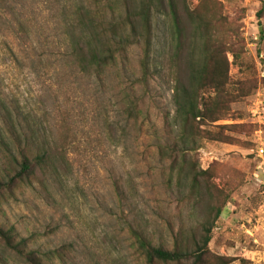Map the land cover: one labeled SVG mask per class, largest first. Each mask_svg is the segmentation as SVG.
I'll list each match as a JSON object with an SVG mask.
<instances>
[{
  "label": "rangeland",
  "instance_id": "1",
  "mask_svg": "<svg viewBox=\"0 0 264 264\" xmlns=\"http://www.w3.org/2000/svg\"><path fill=\"white\" fill-rule=\"evenodd\" d=\"M186 1L194 8L202 0ZM209 1L226 22L240 24L250 64L256 63L263 78L264 16L257 14L264 0ZM113 9L124 12L118 0H0V143L6 137L2 116L10 117L7 109L14 121L19 114L22 123L32 113L30 122L40 128L41 139L53 145L61 142L67 126L73 133L69 170L51 177L46 187L28 188L17 198L0 197V221L22 237L36 234L33 248L69 251L54 264H146L135 251L131 226L147 228L154 242L171 246L169 221L175 229L184 223L189 235L205 217L203 208L193 212L182 206L178 211L151 146L154 129L161 130V112L175 111L168 86L157 81L150 87L148 106L156 127L147 122L140 129L127 112L124 92L137 74L139 52L134 46L128 50L127 68L120 59L103 83L76 64L73 41L81 33V16L91 10L100 19L110 18ZM166 29L160 20L156 50L165 41ZM242 70L232 65L231 76H243ZM4 101L20 105H2ZM233 108L255 126L252 146L205 141L197 154L204 169L219 163L215 182L227 192L226 210L214 227L210 247L235 257L231 264H264V153L259 151L264 148V85ZM0 157L3 163L1 149ZM6 259L23 264L13 254Z\"/></svg>",
  "mask_w": 264,
  "mask_h": 264
},
{
  "label": "trees",
  "instance_id": "2",
  "mask_svg": "<svg viewBox=\"0 0 264 264\" xmlns=\"http://www.w3.org/2000/svg\"><path fill=\"white\" fill-rule=\"evenodd\" d=\"M118 1L124 12L113 9L110 18L100 19L91 10L81 16V33L74 35L73 41L76 64L103 83L107 70L120 59L127 68L128 50L134 46L139 52L137 74L135 80L129 79L124 92L127 112L140 129L147 122L156 127L148 106L150 87L157 81L168 86L175 111L161 112V130L154 129L156 138L151 146L158 156L164 185L178 201V211L182 206L193 212L203 208L205 216L189 235L184 223L175 229L169 221L171 246L154 242L147 228L131 226L135 251L146 264H231L235 257L215 253L210 247L214 227L227 206V192L215 182L219 163L204 169L197 154L205 141L252 146L249 138L255 126L243 121L244 113L236 111L233 104L254 94L264 85V77H258L254 61L250 64L240 24L222 19L209 0L194 8L186 0ZM257 16H264V7ZM160 20L167 29L165 41L159 39L161 47L156 50L155 29ZM232 65L243 69V76L233 78ZM2 105L20 104L4 101ZM6 112L9 118L1 112L6 137L0 143L4 159L0 163V197L17 198L28 188L46 187L51 177L69 170L67 156L73 133L67 126L61 142L53 145L41 139L40 128L30 122L32 113L22 123L19 114L14 121L13 112ZM227 119L234 122L218 123ZM119 195L124 198L120 191ZM35 235L22 237L15 227L0 221V264H8L7 254L23 264H54L55 259H66L69 251L65 247L33 248Z\"/></svg>",
  "mask_w": 264,
  "mask_h": 264
},
{
  "label": "water",
  "instance_id": "3",
  "mask_svg": "<svg viewBox=\"0 0 264 264\" xmlns=\"http://www.w3.org/2000/svg\"><path fill=\"white\" fill-rule=\"evenodd\" d=\"M260 30L263 31V26H260ZM260 39H263V33L261 34Z\"/></svg>",
  "mask_w": 264,
  "mask_h": 264
},
{
  "label": "built area",
  "instance_id": "4",
  "mask_svg": "<svg viewBox=\"0 0 264 264\" xmlns=\"http://www.w3.org/2000/svg\"><path fill=\"white\" fill-rule=\"evenodd\" d=\"M259 151H260V153H264V148L261 147Z\"/></svg>",
  "mask_w": 264,
  "mask_h": 264
}]
</instances>
